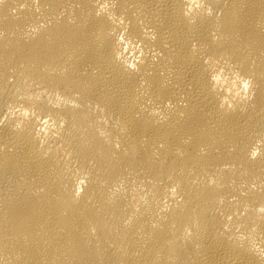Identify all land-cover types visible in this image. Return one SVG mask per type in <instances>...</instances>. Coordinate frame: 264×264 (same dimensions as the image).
<instances>
[{
    "label": "bare ground",
    "instance_id": "bare-ground-1",
    "mask_svg": "<svg viewBox=\"0 0 264 264\" xmlns=\"http://www.w3.org/2000/svg\"><path fill=\"white\" fill-rule=\"evenodd\" d=\"M201 2L0 0V264H264V0Z\"/></svg>",
    "mask_w": 264,
    "mask_h": 264
},
{
    "label": "clouds",
    "instance_id": "clouds-1",
    "mask_svg": "<svg viewBox=\"0 0 264 264\" xmlns=\"http://www.w3.org/2000/svg\"><path fill=\"white\" fill-rule=\"evenodd\" d=\"M202 7L201 0H188V10L192 11L194 9L199 10ZM121 41L123 42V37H121ZM129 45L124 44V52H128ZM132 55V53H128ZM138 59V57H137ZM212 81L214 82L215 86H218L220 90L226 93L225 102L227 101V95L232 94L234 92L235 97H240L241 99L250 98L251 93V81L249 79H244L239 76L233 78L229 81V78L225 75L224 69L221 68L218 71L214 70L213 75L211 77ZM231 107V104H229ZM20 114L24 115L25 117L28 116V112L25 110ZM45 127L41 129L45 135L48 134V121H44ZM54 127V125H53Z\"/></svg>",
    "mask_w": 264,
    "mask_h": 264
}]
</instances>
